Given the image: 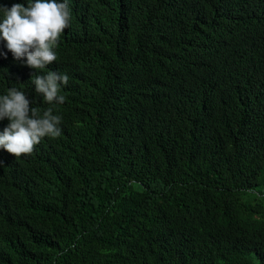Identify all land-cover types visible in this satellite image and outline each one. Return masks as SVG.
Here are the masks:
<instances>
[{
  "label": "trees",
  "instance_id": "1",
  "mask_svg": "<svg viewBox=\"0 0 264 264\" xmlns=\"http://www.w3.org/2000/svg\"><path fill=\"white\" fill-rule=\"evenodd\" d=\"M67 3L53 64L0 55V96L62 117L0 148V264H264V0Z\"/></svg>",
  "mask_w": 264,
  "mask_h": 264
},
{
  "label": "clouds",
  "instance_id": "2",
  "mask_svg": "<svg viewBox=\"0 0 264 264\" xmlns=\"http://www.w3.org/2000/svg\"><path fill=\"white\" fill-rule=\"evenodd\" d=\"M0 55L15 60L26 58L29 68L44 69L57 60L54 51L60 35L70 27V8L67 0H34L27 6L14 3L10 8L0 6ZM69 82L67 74L49 71L37 75L33 81L35 92L48 104H63L66 97L59 95L61 86ZM24 92L9 88L0 96V120L8 125L0 133V148L14 157L30 155L34 146L45 136L61 135L62 117L53 114L49 107L40 115L39 109L31 108Z\"/></svg>",
  "mask_w": 264,
  "mask_h": 264
}]
</instances>
